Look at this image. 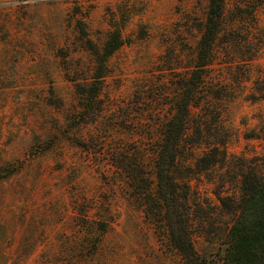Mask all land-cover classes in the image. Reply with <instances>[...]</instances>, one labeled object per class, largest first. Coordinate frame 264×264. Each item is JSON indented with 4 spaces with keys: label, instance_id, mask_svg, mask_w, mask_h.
<instances>
[{
    "label": "rangeland",
    "instance_id": "obj_1",
    "mask_svg": "<svg viewBox=\"0 0 264 264\" xmlns=\"http://www.w3.org/2000/svg\"><path fill=\"white\" fill-rule=\"evenodd\" d=\"M206 9L207 0H0V166L12 169L0 178V264H184L155 201L153 163ZM111 33L122 43L94 81L88 42L100 49ZM197 82L172 171L193 248L212 263L242 174L264 164V0H223ZM131 166L148 188L130 185Z\"/></svg>",
    "mask_w": 264,
    "mask_h": 264
},
{
    "label": "trees",
    "instance_id": "obj_2",
    "mask_svg": "<svg viewBox=\"0 0 264 264\" xmlns=\"http://www.w3.org/2000/svg\"><path fill=\"white\" fill-rule=\"evenodd\" d=\"M222 8L223 0H207L197 56L185 82L178 84L181 92H178L172 102V111L165 120L160 144L155 154L154 196L160 211L165 212L171 244L183 259L184 264H264V164L261 170L251 169L242 174L241 197L234 206L235 218L226 232L225 247L219 260L208 263L205 257L196 253L177 208L178 186L172 167L179 142L186 129L190 98L198 86L197 79L201 71L210 62L212 45L222 17ZM121 43L122 40L117 33L109 34L100 49L93 46L90 41L88 42L96 63L92 74L94 81H98L103 76L106 56ZM94 81L87 89L80 92L83 96L91 98L96 95ZM131 167L125 170L131 178L130 185L135 188L138 183L143 185L146 183L148 188V177L146 178L142 171H136ZM11 172V168L0 166V178ZM151 197V192L147 189L146 198L151 200ZM172 209L173 216L169 214Z\"/></svg>",
    "mask_w": 264,
    "mask_h": 264
}]
</instances>
